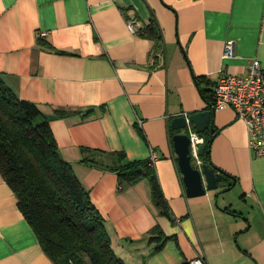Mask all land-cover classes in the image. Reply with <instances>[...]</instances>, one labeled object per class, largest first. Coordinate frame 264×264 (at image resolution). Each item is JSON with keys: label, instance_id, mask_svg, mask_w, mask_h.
<instances>
[{"label": "crops", "instance_id": "0c3cea01", "mask_svg": "<svg viewBox=\"0 0 264 264\" xmlns=\"http://www.w3.org/2000/svg\"><path fill=\"white\" fill-rule=\"evenodd\" d=\"M128 18L156 26L161 49L131 34ZM229 43L235 52L223 57ZM253 59L264 68V0H0V76L41 111L124 264L197 255L264 264V156L249 152L245 125L229 108L215 111L213 134L188 124L184 133L203 139L199 151L210 141L205 160L230 177L195 198L173 151L181 131L170 128L173 117L204 110L216 80L246 75ZM121 152L123 161L149 162L165 213L148 178L121 183L113 170ZM0 264H54L1 176Z\"/></svg>", "mask_w": 264, "mask_h": 264}, {"label": "trees", "instance_id": "16d2710c", "mask_svg": "<svg viewBox=\"0 0 264 264\" xmlns=\"http://www.w3.org/2000/svg\"><path fill=\"white\" fill-rule=\"evenodd\" d=\"M137 34L152 39L161 49L156 26H142ZM204 99L209 106L212 94ZM209 145L206 140L204 151H199L203 161L207 159ZM123 160L124 154L118 153V162L113 165L121 183L131 186L148 178L152 203L165 213V200L149 162ZM0 176L15 196L17 207L42 251L54 264H124L114 255L103 218L92 205L88 192L69 163L60 157L41 111L34 103L19 99L1 76Z\"/></svg>", "mask_w": 264, "mask_h": 264}, {"label": "built area", "instance_id": "2783aa9c", "mask_svg": "<svg viewBox=\"0 0 264 264\" xmlns=\"http://www.w3.org/2000/svg\"><path fill=\"white\" fill-rule=\"evenodd\" d=\"M127 30L137 34L139 25L136 19L128 18ZM46 32L37 33V38H42ZM234 45L225 46L223 57L234 54ZM231 109L237 120L241 121L247 131V148L255 156H264V68L257 59L250 61L248 71L244 76H221L214 85L209 109L214 111ZM141 121L137 120V124ZM189 155L194 164H200L199 147L203 139L195 132L189 130ZM155 160V155L150 149V162ZM180 264H208L206 259L197 255Z\"/></svg>", "mask_w": 264, "mask_h": 264}, {"label": "water", "instance_id": "95a60500", "mask_svg": "<svg viewBox=\"0 0 264 264\" xmlns=\"http://www.w3.org/2000/svg\"><path fill=\"white\" fill-rule=\"evenodd\" d=\"M214 113L215 111L209 109L207 105L202 111L188 116L173 117L170 121V128L173 131H181L172 136V143L178 171L181 175L187 198L200 197L208 191H214L218 188L219 184L224 183L230 178L226 173L215 167L210 160L194 164L189 155L190 142L184 130L188 127V124H191L197 133L209 130L213 134L215 132L213 127Z\"/></svg>", "mask_w": 264, "mask_h": 264}]
</instances>
